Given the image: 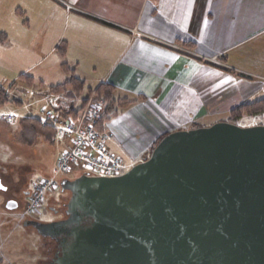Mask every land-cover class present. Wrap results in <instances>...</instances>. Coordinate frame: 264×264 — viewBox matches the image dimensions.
I'll return each instance as SVG.
<instances>
[{"label": "crops", "instance_id": "obj_1", "mask_svg": "<svg viewBox=\"0 0 264 264\" xmlns=\"http://www.w3.org/2000/svg\"><path fill=\"white\" fill-rule=\"evenodd\" d=\"M39 38L88 86L75 110L103 84L129 102L104 131L107 147L128 167L164 135L228 121L234 107L264 98V0H0L5 90L1 81L36 80L30 73ZM184 43L193 44L195 54L171 46ZM62 45L64 57L57 52ZM5 61L15 68L11 77ZM64 72L49 85L65 82ZM49 101L52 110L71 115L72 101L50 94ZM55 135L47 130L33 144L40 138L52 143ZM70 145L65 137L61 153Z\"/></svg>", "mask_w": 264, "mask_h": 264}, {"label": "water", "instance_id": "obj_2", "mask_svg": "<svg viewBox=\"0 0 264 264\" xmlns=\"http://www.w3.org/2000/svg\"><path fill=\"white\" fill-rule=\"evenodd\" d=\"M60 185L66 218L26 222L69 237L57 264H264V125L173 131L121 175Z\"/></svg>", "mask_w": 264, "mask_h": 264}, {"label": "rangeland", "instance_id": "obj_3", "mask_svg": "<svg viewBox=\"0 0 264 264\" xmlns=\"http://www.w3.org/2000/svg\"><path fill=\"white\" fill-rule=\"evenodd\" d=\"M33 29L35 35L42 36L37 30V25ZM48 51L47 42L41 38L37 39V59L30 73L36 79L34 82L28 84L26 80L17 78V83L12 86L10 81H1L11 101L0 108V177L7 186V190H0V264L46 263L56 244L50 238L42 237L33 226L26 225V222L53 221L61 213L64 214V203L69 198V193L62 192L59 188L48 195L35 213L27 212L28 200L34 186L43 178L54 174L65 138L55 135L52 143L44 142L40 138L36 144L29 145L21 140L19 133L22 118L44 117V111L51 109L49 84L64 78L65 72L60 65V58L57 54L49 55ZM29 62L32 64L33 61ZM6 64H11L10 68H6L9 69L6 74L11 77L15 68L9 61H5ZM56 70L59 71L55 73ZM88 74L85 76H89ZM40 79L46 81L45 85L39 82ZM88 92L86 86L80 97L86 96ZM17 101L22 103L18 105ZM3 114H15L16 119L11 122L2 121ZM238 124L243 127L264 125V113L252 117L244 116ZM84 172L90 171L78 167L70 174L59 175L58 182L65 178L73 179ZM10 201L16 202L17 206L8 208ZM55 210L58 213H55Z\"/></svg>", "mask_w": 264, "mask_h": 264}, {"label": "built area", "instance_id": "obj_4", "mask_svg": "<svg viewBox=\"0 0 264 264\" xmlns=\"http://www.w3.org/2000/svg\"><path fill=\"white\" fill-rule=\"evenodd\" d=\"M66 7L69 10L74 8L67 3ZM134 31L137 32L136 29ZM171 46L179 51L195 54L186 47L175 44ZM212 60L217 61L216 58ZM101 112L102 104L95 101L94 94L89 96L75 116L64 117L52 109L44 111L45 118L42 123L50 124L58 135L68 137L71 145L60 155L54 175L40 180L34 186L27 204L29 214L35 213L47 195L57 188L56 176L72 172L75 166L81 165L92 174L101 176L120 175L128 169V165L106 146L105 133L98 128ZM15 117L3 116L6 121H12Z\"/></svg>", "mask_w": 264, "mask_h": 264}, {"label": "trees", "instance_id": "obj_5", "mask_svg": "<svg viewBox=\"0 0 264 264\" xmlns=\"http://www.w3.org/2000/svg\"><path fill=\"white\" fill-rule=\"evenodd\" d=\"M192 49L193 44L184 43ZM57 52L61 57L65 55V45L57 48ZM62 68L67 72L68 79L58 85L49 87V94L59 96L66 101H72L69 114L75 116L79 109H74V103L79 99L81 93L84 91L85 83L82 79L74 74V69H70L65 61L61 63ZM10 100L7 91L0 86V107L4 106ZM95 101L101 102L102 112L98 121V128L100 131H105V125L120 113V107H125L129 104L126 100H117L113 97V89L110 85H100L95 90ZM20 103V101H17ZM264 113V98L256 100L251 103H243L234 107L229 113V122L238 124L244 116H257ZM3 121V120H2ZM21 125V140L26 144H33L40 133H47V130H52L53 134H57L52 126L49 124L43 125L41 120L36 117H24L20 120ZM194 127H198L194 125ZM52 133V132H51ZM51 137V136H50ZM160 139L152 146L150 154L154 147L158 144Z\"/></svg>", "mask_w": 264, "mask_h": 264}, {"label": "flooded vegetation", "instance_id": "obj_6", "mask_svg": "<svg viewBox=\"0 0 264 264\" xmlns=\"http://www.w3.org/2000/svg\"><path fill=\"white\" fill-rule=\"evenodd\" d=\"M58 187L61 189L60 184H59ZM63 192H67V193H69V197H70V192H69V191H63ZM68 200H69V198H68ZM67 202H68V201H67ZM67 202L64 203V207H65V208H64V214L62 215V213H61V215H60L58 218L54 219L53 221H55V220H61V219L66 218L65 210H66V204H67ZM53 209H54V208H53ZM54 212H55V213H58L57 210H55ZM68 240H69V237H68L67 235H63V236H61V237H60V240H59L58 243L55 242L54 240H52L53 242H55V244H56V248L54 249V251H53L52 256L50 257V259H49L46 263H44V264H57L56 262H54V260L58 257V255H61V253H62V248H63V243H66ZM56 254H57V255H56Z\"/></svg>", "mask_w": 264, "mask_h": 264}]
</instances>
